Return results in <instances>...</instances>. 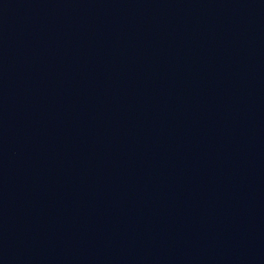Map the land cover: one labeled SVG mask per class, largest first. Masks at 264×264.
I'll return each mask as SVG.
<instances>
[{"label":"water","instance_id":"95a60500","mask_svg":"<svg viewBox=\"0 0 264 264\" xmlns=\"http://www.w3.org/2000/svg\"><path fill=\"white\" fill-rule=\"evenodd\" d=\"M0 264H264V0H0Z\"/></svg>","mask_w":264,"mask_h":264}]
</instances>
